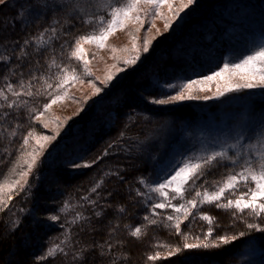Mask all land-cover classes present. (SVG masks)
I'll use <instances>...</instances> for the list:
<instances>
[{"label":"trees","instance_id":"16d2710c","mask_svg":"<svg viewBox=\"0 0 264 264\" xmlns=\"http://www.w3.org/2000/svg\"><path fill=\"white\" fill-rule=\"evenodd\" d=\"M216 3L222 11L240 15L239 24L221 18L219 11L188 22L173 44L158 43L139 65L111 82L102 95L86 98L83 111L66 121L56 134L44 129L35 119V114L43 111V105L50 99L44 80L39 78L52 77L49 82L55 86L58 81L54 79L57 68L52 64L53 60L71 65L78 72L79 64L69 59L68 54L75 38L92 32L95 25L84 24L66 8L59 7L50 9L39 19L32 18L26 26L18 15L21 11L18 4L0 5V55L11 57L7 63L0 61V90L8 97L7 100L0 98V184H11L19 179L21 170H27L24 160L31 158L22 156L20 149L24 136L30 131L33 136L29 137L27 152L33 151L31 144L36 146L38 137H57L42 150L35 147L39 156H36L37 165L33 170L35 176L30 173L28 177L31 187L28 191L15 188L9 192L12 196L8 202L10 208L0 212V264H36V257L63 240H67L62 245L65 253L43 264H77L74 257L82 251L87 253V264H111L113 253L119 257L117 264H264V233L247 230L244 220L234 218L231 210L224 211L207 204L200 209V214L206 213L215 221L212 239L220 235H238L241 231L248 233L219 249H183L184 242H196L192 237L199 236L203 240L209 227L206 221L198 218L184 221L182 231L190 234L185 241L183 236L176 234L172 226L174 221L165 219L167 215H175L171 209L156 210L159 215L152 217L158 220L156 225H147L143 219L151 213L145 186L139 181L142 178L148 181L155 174L160 155L167 153L168 146L178 135L185 129L196 131L206 119L218 123L220 111L233 109L235 112V109L246 107L254 118H260L264 112V106L261 110L256 104L258 100H264V89L249 94L229 93L209 102L151 103L170 95L160 86L170 81V74L183 80L200 78L218 70L235 54L242 58L249 44L258 46L261 42L255 38L264 37V0H217ZM188 27H194V30L187 32ZM52 28L58 37L50 45L37 49L32 38ZM229 29L236 30L234 36L227 33ZM47 35L50 36L51 31ZM26 39L30 42L24 46ZM65 42L68 47L61 52L60 46ZM22 46L25 55L17 60ZM33 75L37 80L31 79ZM21 79L26 85L32 84L34 93L39 89V94L21 96L19 100L12 96L7 91V84L19 91ZM97 86L104 87L98 83ZM64 93L60 92V95ZM237 95L244 103L240 101L230 106L227 101ZM13 101L17 102V107L9 109L7 105ZM49 115L48 109L40 118ZM14 131L16 134L12 135ZM200 139L197 133L194 140ZM110 144L114 146L109 148ZM59 146L62 151L57 153ZM51 151L54 152L52 160ZM228 152L235 157V152ZM68 158L81 163L96 162L90 168L71 170L64 167ZM224 163L227 166L217 165L206 176V187L210 191L214 190V181L226 178L230 170L237 172L240 169L233 168L229 162ZM54 172L62 176L59 183L51 179ZM97 183L101 187L92 192ZM138 192L141 195H137ZM3 195L6 200L7 195ZM193 196L194 192L189 191L184 199ZM85 197L88 199H83ZM173 202L179 204L184 200ZM65 203L69 207L60 212ZM120 207L125 209L123 213L117 211ZM97 211L102 214L96 216ZM77 213L87 219L73 224ZM50 215H58L60 219L52 222L47 219ZM17 219L22 223L12 231V222ZM247 220L260 222L251 217ZM165 224L169 226L165 227ZM138 226L143 231L136 239L130 236V230ZM113 228L115 231L110 234ZM108 243L113 244L111 252ZM177 247L181 249L178 253L174 252ZM169 252L174 254L169 256ZM156 253L160 254L158 259H147Z\"/></svg>","mask_w":264,"mask_h":264},{"label":"snow or ice","instance_id":"6c2138e0","mask_svg":"<svg viewBox=\"0 0 264 264\" xmlns=\"http://www.w3.org/2000/svg\"><path fill=\"white\" fill-rule=\"evenodd\" d=\"M9 0H0V5H7ZM195 3V0H180L179 9L173 14L172 20H166L165 29H171L174 23H178L180 19H183L181 13H185L186 9H189L191 5ZM143 5V7H141ZM167 5L169 11H172L171 0H88L86 5L77 4L73 7V14L79 17L84 24L95 25L92 32L84 35H79L75 38L74 44L71 46L69 52V59H74L78 64L82 61L83 76L91 77V71L88 68V59L84 51V44H95L97 47L102 48L105 46L110 34L115 32L118 28L122 29L127 22L140 23L143 27L144 23L147 22L146 17L150 15L160 16L162 15L159 11L160 7ZM19 7L23 9L18 15L24 18V23L27 26L30 23V18L35 17L37 19L44 16L53 5L49 4L47 0H38L35 4H20ZM51 31V35L47 33ZM159 32V30H157ZM58 37V33L54 28L45 29L39 33L38 36L32 39L35 42L37 49L44 48L51 44L52 40ZM155 39V38H153ZM29 40L23 42L24 46L29 44ZM151 41L147 38L143 41V53L137 51L135 57L126 58L123 60V66L117 68L116 73H109L106 75L103 84L104 88H108L111 82L116 76L122 72L127 71V66L137 65L142 58L143 54L149 52ZM68 47L67 42L61 44V52ZM136 44H133V49H136ZM115 51V49H113ZM25 55L24 47L20 48L19 55L16 57L17 60ZM11 57L7 54L0 55V61L7 63ZM52 64L57 68V72L54 79L58 81L53 86V83L49 82L52 77H40L45 82V91L50 97L48 103L43 105V111L35 114V119H40V116L44 114V111L48 110L53 104L61 100L60 92H65L66 89L74 84L78 80H82L83 76L79 74L76 68L71 65L62 63H56L55 60ZM51 67V65H50ZM33 81L37 80L35 75L31 78ZM94 88L93 95H99L104 91V88L95 85V82L91 79L88 81ZM210 82L216 83V91L212 96L204 95L199 96L196 93L211 91V88L204 87L202 85ZM166 86L174 91L175 95H169L168 99H154L151 103L158 105H166L173 102H182L185 100L194 99H218L219 97L225 96L228 93H237L243 89H252L255 87L264 88V43L259 44L250 50V54L244 55L243 58L239 59L238 62L229 61L223 64L217 71H213L210 75H205L197 79H188L187 83L180 85L168 84ZM198 86V87H194ZM19 91L12 85L7 84V91L16 97L17 100L21 96L33 97L39 94L40 90L37 89L34 93L32 90V84H25L24 80L21 79L19 82ZM50 90V91H49ZM0 98L7 100L4 91L0 90ZM26 104V101L23 102ZM87 103V101H85ZM9 109L16 108L17 102L13 101L7 105ZM30 111L35 112L34 109ZM80 111H83L81 109ZM79 112L77 113V115ZM260 131L256 137L255 143L242 144L240 143L243 139V135H238L235 144L227 145V148L236 150L235 157L229 154L226 148L220 150L211 149L205 152L204 155H192L184 156L179 161L175 157L161 161L157 166V181L152 183L146 179H140L141 185H146L148 192L158 194L157 202H152V197H148V204L150 206L151 215H145L143 217L147 225H156L158 220L152 218L158 216L157 209L165 210L171 209L175 215H167L166 221L173 222L172 226L177 235L184 237L187 241L190 234H186L182 231L181 225L184 221L190 218H198L202 221H206L209 225L207 233L204 234L203 240L199 236L192 237L196 242L194 243H183V249H219L222 246H227L234 243L238 238L246 236L248 233L245 231L239 232L238 235H220L214 236L215 221L210 215L203 213L200 214V209L205 205H214L217 209H223L224 211H230L232 216L236 219L244 220L247 230L255 233H264V114L261 115L259 120ZM47 125H45L46 127ZM15 131L12 135H15ZM123 133H121V136ZM33 136L30 131L23 138V144L21 145V155L30 157L31 159H25L24 163L27 164V170H21L19 172V179L14 180L9 185L0 184V212L10 208L9 201L12 200V196L8 195L7 199L4 198L5 189L11 192L13 189L18 188L20 191H28L31 187V180L28 179L29 174L32 173L35 176L34 168L37 165L36 156L39 153L33 149L31 152H27V146L29 144V137ZM56 136H40L37 143L43 148L42 141H55ZM114 145L110 144L109 148ZM83 158L80 157V160ZM96 161L91 162H78L76 159L68 158L64 164L65 168L76 170L78 168H90ZM224 162H229L233 168L239 167L240 171L236 172L230 170L226 178L221 181H214V190H209L206 187L207 180L206 176L209 171L217 165L227 166ZM54 183H59L62 180V176L58 172H54L52 177ZM203 183H198L199 181ZM101 187L100 183H97L92 189V192H97ZM194 192V196L191 199H184L187 192ZM239 193L238 195H236ZM141 195V193H137ZM235 196L236 198H230ZM83 199H88L87 197ZM181 199L183 203H174L173 201ZM95 206L94 201H89ZM69 205L65 203L59 210L64 212ZM118 212L123 213L125 209L120 207L117 209ZM96 216L102 214L101 211L94 213ZM199 214V215H198ZM34 215V214H33ZM247 217H251L253 221L259 220V223L248 222ZM48 220L56 222L60 219L58 215H50L47 217ZM81 213H77L75 220L71 223L76 224L80 221L86 220ZM21 220L17 219L12 222V231L19 228ZM65 225H61L64 227ZM168 227L169 224H165ZM128 227V226H126ZM115 229H110L111 232ZM142 227H135L130 230V236L139 239L142 235ZM67 236V233H65ZM67 243V240H63L58 244H54L48 247L44 253L36 257V264H43L50 258L56 257L58 254H64L65 249L62 246ZM103 248V245H100ZM113 244L108 243V251L111 252ZM179 247L174 249V252H180ZM174 252H169L171 256ZM103 254V253H102ZM159 253L155 256L149 255L148 260H156L159 258ZM87 253L82 251L79 255L74 257L77 264H87ZM117 259L113 253V259L111 264H117Z\"/></svg>","mask_w":264,"mask_h":264},{"label":"rangeland","instance_id":"374dc122","mask_svg":"<svg viewBox=\"0 0 264 264\" xmlns=\"http://www.w3.org/2000/svg\"><path fill=\"white\" fill-rule=\"evenodd\" d=\"M37 2L38 0H9V4L11 5H15V4L27 5L30 3L35 4ZM47 2L53 5L51 9L64 7L71 14L73 13V7L75 5L77 4L86 5L88 3V0H47ZM216 2L217 0H195V3L191 5L189 9L185 10V13H181L183 19H180L178 23H174V26L171 29L166 30L164 27L166 20H172L173 14L179 9L180 6V0H171L172 3L171 12L169 11L167 5H163L159 9L162 15L160 16L150 15L146 17L147 22L144 23L143 27H141L140 23H133L131 21L127 22L122 29L118 28L115 32L109 35L107 41L105 42L104 47L99 48L95 44H84L83 47L86 54V59H88L89 61L88 68L91 71V77L83 76V68H82L83 62L81 61L79 63L78 73L83 76V79L78 80L74 84H72L67 89L66 95L65 93L62 94L61 100L53 104L49 108L50 110L49 116H43L40 119H38V121L42 123L43 125L42 127L56 134L58 130L61 129L62 126H64L66 121L76 117L77 113L80 112V110L86 106L87 103H84L87 100L86 98H89L91 96L95 97L93 95L94 88L88 82L89 79L93 80L94 82L97 81L98 84L104 86L103 81L106 75H108L109 73H116L117 68L123 66L124 59L135 57L137 51L143 53V41L145 38L151 41L150 50L148 53L142 55L141 61L137 65H139L147 56L150 55V53L154 51V48L158 43L166 41L169 44H173L174 40L178 38V36H180V34L184 31L183 29L188 25V22H194L199 18H201L202 16H206L209 12L217 13V11H219L220 12L219 16L221 18L227 20L229 19V21L232 24L233 23L239 24L238 21L241 17L240 15L235 16L233 14L227 13L225 10L222 11L220 8H217ZM141 7H143V5ZM22 10L23 9H21V11ZM32 18H30V20ZM22 19L24 20V18ZM207 24L210 25L209 22H207ZM157 30H159V32H157ZM186 30L187 32H192V30H194V27H188ZM235 32L236 30L234 31L230 29L227 31L229 35H233V36ZM239 32H242L241 28H239ZM255 40L264 42V37L258 36L255 38ZM134 43L137 46L136 49H133ZM250 46L251 45L249 44V46L246 48L245 55L250 54V50L256 47L257 45H252L251 47ZM113 49H115V51H113ZM239 59H241V57L235 54L234 56L229 57L226 62L229 61L238 62ZM137 65L127 66V71L136 67ZM125 72L126 71L120 72L116 76V78L120 77ZM168 79H170L168 84H172V85H180L182 83L188 82V80H183L180 77L176 78L171 74L169 75ZM97 83L95 84L96 86ZM160 86L165 93L168 91L169 92L168 94L170 95L176 94L174 91L171 90V88H168L166 84H161ZM202 86L206 88L210 87L211 91L196 93L201 97L204 95L212 96L216 91L215 82H210ZM194 87H198V86H194ZM107 89L108 88H104V91L99 95H102ZM261 89L264 88L258 86L252 89H243L237 93L249 94L251 92H255ZM235 97L236 98L229 99L227 101L230 104V106L239 104L238 102L240 101L244 103L242 99L237 98L238 95ZM166 99H168V97ZM213 100L216 99H209V100L194 99V100H185L182 102H187V101L209 102ZM176 103H181V102H173L169 104H176ZM256 104L260 105L258 106L259 109L261 108L263 109V107L261 106H264V100L263 101L258 100ZM232 110L233 109H230L229 112L220 111L219 114L220 116H218V120H219L218 123L211 122L210 119H208L207 121L206 119V121L203 122L201 125H199V127L196 128V131L194 132H191V130L189 129L188 130L185 129L181 135H178L176 141L168 146L167 153L165 152L160 155V162L166 161L167 159H171L172 157H175L176 160L179 161L184 156L204 155L205 152L213 148L216 150H220L221 148H226L227 151L236 153L235 149L227 148L226 146L230 144H235L236 139L240 134H242L244 137L243 139H241L240 143L242 144L255 143L256 137L260 131V125H259L260 118L258 117L254 118L253 115H250L251 113L246 107L244 108L240 107L239 109H235L237 112H239V114L237 115H236V111L234 112ZM262 113L264 114V112ZM45 125L47 126L45 127ZM197 133L201 138L199 141L194 140V136ZM50 142L51 141H42L41 143L43 144V148H41L38 143L36 146H39L40 149L42 150L45 147H47ZM31 145H32L31 147H34L33 149H35L36 147L35 143ZM60 148L61 146H59L57 150ZM61 151L62 150L60 149L57 151V153ZM53 154L54 152L51 151L50 153L51 160L53 158ZM160 162L157 164V166L160 164ZM239 171L240 169L237 170V172ZM156 172H157V168H156ZM156 172L151 178L148 179L149 182L154 183L157 181ZM144 186L146 189L147 197L151 196L153 198L152 202L153 203L157 202L158 194L148 192L147 186L146 185ZM5 195L7 196L9 195L7 188L5 189Z\"/></svg>","mask_w":264,"mask_h":264}]
</instances>
